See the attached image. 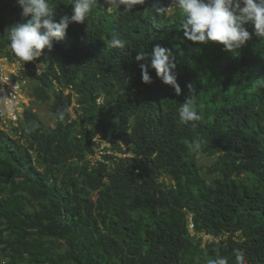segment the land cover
<instances>
[{
  "label": "trees",
  "instance_id": "obj_1",
  "mask_svg": "<svg viewBox=\"0 0 264 264\" xmlns=\"http://www.w3.org/2000/svg\"><path fill=\"white\" fill-rule=\"evenodd\" d=\"M49 3L54 21L71 14L72 0ZM153 3L171 7L146 0L110 12L97 0L42 49L40 72L24 62L53 124L24 107L14 134L0 130V264H208L218 255L235 264L237 249L246 264H264V39L253 34L233 51L194 43L182 11ZM20 11L0 0V56L12 53L4 30L31 18ZM113 35L123 49L106 45ZM155 44L172 50L179 95L154 69L152 83L141 80L135 56ZM188 84L202 116L195 129L178 122ZM194 139L196 152L186 144ZM197 155L213 160L200 165ZM203 235L211 240L201 244Z\"/></svg>",
  "mask_w": 264,
  "mask_h": 264
},
{
  "label": "clouds",
  "instance_id": "obj_2",
  "mask_svg": "<svg viewBox=\"0 0 264 264\" xmlns=\"http://www.w3.org/2000/svg\"><path fill=\"white\" fill-rule=\"evenodd\" d=\"M146 0H104L108 10L123 9L131 12L137 5H144ZM20 8V17L23 20L29 15L26 22H14L4 30L12 54L21 62H30L42 55V49L51 50L54 42L66 36L67 28L72 22L84 23L87 15L97 4V0H72L71 14H64L59 22L53 19V8L49 0H15ZM171 7H159L153 3L156 12H172L176 9L184 14L182 23L183 36L191 42L208 43L218 42L224 50L240 49L254 34L264 39V0H171ZM251 23L253 33L246 29ZM126 41L113 35L106 41L110 48L125 47ZM141 70V80L145 84L152 83L149 69H154L156 77L163 83L170 85L177 95L181 88L177 83L174 69L172 50L155 44L150 52L140 51L135 56ZM189 96L178 109V122L181 125L191 123L195 129L202 116L195 107V90L192 84L187 85ZM193 152L202 148V140L186 141ZM208 264H228L225 257L217 256L209 260ZM235 264H246L245 254L235 250Z\"/></svg>",
  "mask_w": 264,
  "mask_h": 264
},
{
  "label": "built area",
  "instance_id": "obj_3",
  "mask_svg": "<svg viewBox=\"0 0 264 264\" xmlns=\"http://www.w3.org/2000/svg\"><path fill=\"white\" fill-rule=\"evenodd\" d=\"M30 62L34 65L35 71L40 72L37 59ZM27 69V65L19 61L12 53L0 56V130L8 134H14L13 129L17 128L25 107L23 101L26 96L24 85L27 82ZM70 90L71 86L66 87L63 92L66 94ZM101 152V150L97 151L99 154ZM188 228H192L191 223H188Z\"/></svg>",
  "mask_w": 264,
  "mask_h": 264
},
{
  "label": "rangeland",
  "instance_id": "obj_4",
  "mask_svg": "<svg viewBox=\"0 0 264 264\" xmlns=\"http://www.w3.org/2000/svg\"><path fill=\"white\" fill-rule=\"evenodd\" d=\"M24 93H25V101H23L25 107H29L33 112L36 113L38 118L42 121V123L47 127H51L53 124V116H52V110L50 106V101L46 102H38L36 101L30 94V83L29 81L26 82L24 85ZM72 112V109H71ZM9 135H12L11 133ZM94 140H99L95 138ZM102 147L108 146V144H101ZM100 149V148H99ZM96 157L99 156V153L95 155ZM213 160L212 157H205L202 155H197V162L200 165H209L211 161ZM191 230V229H190ZM211 240L210 236L203 235L201 236V244H204Z\"/></svg>",
  "mask_w": 264,
  "mask_h": 264
}]
</instances>
